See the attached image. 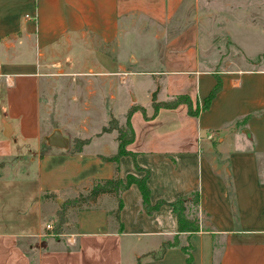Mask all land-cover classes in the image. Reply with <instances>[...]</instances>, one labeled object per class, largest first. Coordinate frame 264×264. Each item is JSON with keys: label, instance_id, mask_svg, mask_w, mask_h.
<instances>
[{"label": "crops", "instance_id": "0c3cea01", "mask_svg": "<svg viewBox=\"0 0 264 264\" xmlns=\"http://www.w3.org/2000/svg\"><path fill=\"white\" fill-rule=\"evenodd\" d=\"M128 33L165 68L132 70L139 56L121 55ZM134 75L152 77V100L127 99ZM217 77L220 91L197 116L179 104L149 118L154 101L201 103ZM120 100V115L140 105L148 116L131 114L126 148L151 172V203L197 191L199 231L178 233L167 204L145 212L135 184L118 219L115 196L101 194L71 227L46 230L61 200L116 175V130L75 125H96L79 110H106L98 125L118 119ZM55 129L69 132L67 148L47 145ZM263 163L264 0H0V264H187L185 245L191 264H264ZM128 173L144 175L120 156L117 175ZM166 242L175 244L153 258Z\"/></svg>", "mask_w": 264, "mask_h": 264}, {"label": "trees", "instance_id": "16d2710c", "mask_svg": "<svg viewBox=\"0 0 264 264\" xmlns=\"http://www.w3.org/2000/svg\"><path fill=\"white\" fill-rule=\"evenodd\" d=\"M221 89V80L217 77L216 83L210 90V92L204 97L201 103H196L193 106L190 97L186 94H179L165 101H154L152 103L153 112L149 118L155 116L160 108H175L179 104H186L188 108V113L191 116H197L200 111L206 110L209 108L212 100L215 98L216 94ZM139 110L143 113V115L148 118L146 115V110L143 106L140 105H132L126 113V121L125 125H119L118 122L112 117L107 126L102 127V133L110 132L113 130L117 131V141H118V152L115 156L111 158L115 162V172L116 175L111 179L106 180H96L93 181L89 188H87L85 195L82 199H80L82 203H92L94 202L97 197L101 194H112L116 198L117 206L114 210V217L118 219V214L120 209L122 208L123 202L121 199V194L127 190L132 184H135L139 189L140 196H141V206L143 210L147 213H152L157 211L162 205L167 204L171 207L172 211L176 215L177 219V232L178 233H187L192 234L199 231L200 226V205H199V193L197 191L182 195L177 197L172 201H165L163 199H159L156 203H151L150 201V189L147 185V180L150 176V170L142 168L139 166L135 161V154L130 152L126 147L129 143L134 140V131L130 124V116L131 114ZM87 140H81L77 143V146L80 147ZM131 156L134 162L135 170L137 171H144V175L136 176L132 173H128L126 175L125 180H122L118 175V159L120 156ZM63 205V204H62ZM89 207V205L87 206ZM86 207V208H87ZM63 216L61 215V220ZM58 227L55 229L56 233H58ZM175 242H166L164 243L160 250L157 253L152 254L153 258H160L167 247L174 245ZM183 252L186 255V262L187 264H191L192 262V255L190 252V246L185 245L182 247ZM137 264H141L139 261Z\"/></svg>", "mask_w": 264, "mask_h": 264}, {"label": "rangeland", "instance_id": "374dc122", "mask_svg": "<svg viewBox=\"0 0 264 264\" xmlns=\"http://www.w3.org/2000/svg\"><path fill=\"white\" fill-rule=\"evenodd\" d=\"M133 36H131L130 33L127 34L126 36V40L124 42V46L122 48V56H124L125 52H127V50H134L135 54L137 56H139V60L138 63H136L135 65H133L131 67L132 70H148L150 68L153 69H162L164 66L160 63V61L157 59V52L155 51L153 54H155L154 56L151 55V53L147 52V50L143 47L141 48L140 46L138 47H133L134 45L132 44V42H130L129 40L132 39ZM248 41H246L247 43ZM202 47V45H201ZM165 68V67H164ZM152 77L150 76H130L128 79V82L126 84V89L127 87H131L134 91L129 94L127 96V99H134L136 97V102H147V100H149L151 98V100L154 97L153 92L151 93V95L149 96L147 94V91L145 90V88L148 85H151V83L153 82L151 80ZM163 82H161L160 86L162 88ZM135 102V101H134ZM71 105L70 100H64V103L62 105V109L63 110H67L68 106ZM74 105V103L72 104ZM74 108V106L72 107ZM123 101L120 100L117 102L116 107H115V117L118 116V119H115L117 122L120 123V120H122V122H124L125 116L124 115H120L121 114V110H123ZM106 112V110H105ZM105 112H101L100 114L95 113V112H84L82 110L78 111V116H79V122H82V119L84 118V116L88 115L89 116V121L93 124L96 125H75L76 127H80V126H85L86 128H88L91 132H95L97 130L102 131V127L107 126V125H98L99 122L103 121V117L105 116ZM112 118V117H111ZM110 118V119H111ZM120 119V120H119ZM87 121V120H86ZM105 124V123H104ZM117 132V131H116ZM65 136H70L69 132L65 131ZM83 133L80 131V135ZM91 134V133H90ZM214 136H212V138L218 137L217 134L221 135L220 131L216 132L214 131ZM201 140V137H200ZM70 142L72 144V137L70 139ZM249 143H251L250 140L244 139L242 141H240L239 139L237 140V145L240 147H247L249 145ZM262 164V163H261ZM264 164V163H263ZM261 168H264L263 166ZM17 173H20V169L16 170ZM86 191L85 190H79L77 192H75L73 194V196L65 198L63 200H61L59 202V211L58 214L56 216V218L54 219V222H52V226H53V231L55 229H57V226H61L66 228V227H71V224L73 223V216H74V212H76L79 208H86L88 205L90 206L89 202L86 203H82L80 202L83 198V196L81 195H85ZM63 204V205H62ZM61 215L63 216V219L61 220ZM51 216H47L45 218L46 222L51 220ZM65 220L66 222H68V224L66 226L65 225ZM50 224V223H49ZM45 226V225H44ZM59 227H58V231H59ZM56 231V230H55ZM49 238V237H48Z\"/></svg>", "mask_w": 264, "mask_h": 264}, {"label": "water", "instance_id": "95a60500", "mask_svg": "<svg viewBox=\"0 0 264 264\" xmlns=\"http://www.w3.org/2000/svg\"><path fill=\"white\" fill-rule=\"evenodd\" d=\"M47 145L59 148L68 147V139L62 135L59 129H55L52 133L45 137Z\"/></svg>", "mask_w": 264, "mask_h": 264}, {"label": "built area", "instance_id": "2783aa9c", "mask_svg": "<svg viewBox=\"0 0 264 264\" xmlns=\"http://www.w3.org/2000/svg\"><path fill=\"white\" fill-rule=\"evenodd\" d=\"M45 228H46V230H48V231H52V229H53V226L51 225V224H49V223H47L46 225H45Z\"/></svg>", "mask_w": 264, "mask_h": 264}]
</instances>
